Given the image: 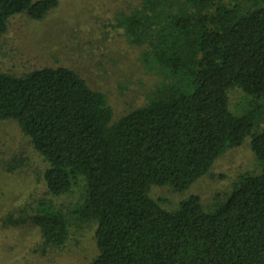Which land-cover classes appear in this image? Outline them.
Listing matches in <instances>:
<instances>
[{"label": "trees", "instance_id": "16d2710c", "mask_svg": "<svg viewBox=\"0 0 264 264\" xmlns=\"http://www.w3.org/2000/svg\"><path fill=\"white\" fill-rule=\"evenodd\" d=\"M57 5L0 0V37L13 17L41 21ZM117 26L163 78L117 120L71 69H0V121L15 122L42 157L50 198L10 225L32 221L44 254L95 226L90 264H264V0H142ZM232 90L247 100L240 114L229 109ZM246 140L258 172L207 207L192 194L169 209L151 195L187 193ZM74 189L71 208L52 202Z\"/></svg>", "mask_w": 264, "mask_h": 264}, {"label": "rangeland", "instance_id": "374dc122", "mask_svg": "<svg viewBox=\"0 0 264 264\" xmlns=\"http://www.w3.org/2000/svg\"><path fill=\"white\" fill-rule=\"evenodd\" d=\"M56 1L57 7L41 21L25 14L10 20L0 37V69L16 75L44 67L71 69L91 89L107 96L115 120L145 105L163 78L158 71L143 66V49L130 44L117 26L122 14L131 13L142 0ZM246 107L242 92L232 90L231 112L240 114ZM46 167L18 125L0 121V264H90L96 256L95 226L79 232L73 229L63 247L45 248L44 254L39 231L32 221L10 225L9 217L15 221L20 218V210L29 214L37 200L50 199L43 182ZM258 170L246 140L225 152L187 193L176 195L154 188L151 195L169 209L192 194L198 195L207 207L214 198L230 191L240 176ZM79 195V190L74 189L69 196L51 200L69 209Z\"/></svg>", "mask_w": 264, "mask_h": 264}]
</instances>
